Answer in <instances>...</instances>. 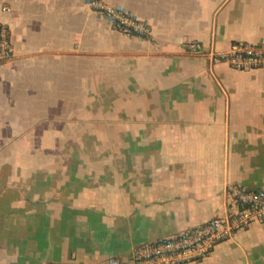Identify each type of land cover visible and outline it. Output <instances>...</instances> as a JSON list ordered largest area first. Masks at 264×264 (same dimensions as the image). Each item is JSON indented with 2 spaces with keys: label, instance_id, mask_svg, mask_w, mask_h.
<instances>
[{
  "label": "crops",
  "instance_id": "0c3cea01",
  "mask_svg": "<svg viewBox=\"0 0 264 264\" xmlns=\"http://www.w3.org/2000/svg\"><path fill=\"white\" fill-rule=\"evenodd\" d=\"M102 1L151 37L87 0H0V264H132L225 216L230 185L264 189V68L211 55L264 42V0ZM189 264H264V223Z\"/></svg>",
  "mask_w": 264,
  "mask_h": 264
},
{
  "label": "built area",
  "instance_id": "2783aa9c",
  "mask_svg": "<svg viewBox=\"0 0 264 264\" xmlns=\"http://www.w3.org/2000/svg\"><path fill=\"white\" fill-rule=\"evenodd\" d=\"M87 4L112 28L142 39L151 37L150 24L124 7L111 6L102 0H87ZM3 10H8V7H3ZM189 50L195 53L204 51L199 42H191ZM211 55L238 70L264 68V42H233L229 50L213 51ZM13 56L14 48L9 29L0 18V65ZM227 194L228 212L225 216L214 217L197 227L136 246L132 252V264H189L199 261L209 256L220 242L254 223H264V189H249L235 184L228 187ZM109 264L122 262L114 257L109 259Z\"/></svg>",
  "mask_w": 264,
  "mask_h": 264
}]
</instances>
